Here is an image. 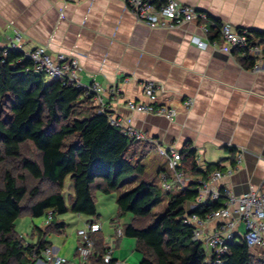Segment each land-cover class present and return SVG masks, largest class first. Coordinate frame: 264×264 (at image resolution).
I'll return each instance as SVG.
<instances>
[{
    "label": "crops",
    "instance_id": "0c3cea01",
    "mask_svg": "<svg viewBox=\"0 0 264 264\" xmlns=\"http://www.w3.org/2000/svg\"><path fill=\"white\" fill-rule=\"evenodd\" d=\"M180 1L262 38L255 31L264 32V0ZM194 33H199L195 23L175 29L150 27L123 0H0V47L16 41L25 53L45 46L54 56L63 53L75 59L81 81L98 83L104 89V108L110 114L141 129L157 145L181 149L191 142L203 168L219 163L223 172L233 169L231 175L225 173L217 180L230 194L260 188L264 180V68L253 71L244 65L240 53L221 50L226 44L219 36L215 46L200 48L190 40ZM148 81L158 85V101L177 110L173 119L126 105L128 100H147L143 84ZM186 99L192 101L189 108L184 105ZM157 174L161 180L164 173ZM167 179L174 192L177 186L172 175ZM120 223L117 229L122 228ZM222 223L201 224V236L224 233ZM244 231V223L238 222L235 237L239 239ZM52 234V238L47 236L49 246L65 255L69 244L65 230ZM35 240L36 235L31 241ZM134 240L115 230L113 257L131 261L135 249L130 254H117L116 249L121 243L134 247ZM60 242L61 247L54 245ZM78 243V238L75 244L70 242L75 245L74 262L81 264ZM35 264L47 262L42 255Z\"/></svg>",
    "mask_w": 264,
    "mask_h": 264
},
{
    "label": "trees",
    "instance_id": "16d2710c",
    "mask_svg": "<svg viewBox=\"0 0 264 264\" xmlns=\"http://www.w3.org/2000/svg\"><path fill=\"white\" fill-rule=\"evenodd\" d=\"M220 24L209 16L211 39L219 36ZM255 33L264 38V32ZM242 61L250 67L254 58L243 56ZM32 66L21 49L0 47V264H35L51 244L47 236L65 230L66 222L57 220V214L71 210L98 222L96 192L109 194L134 181L116 201L120 216L133 215L121 229L123 235L136 239L140 264H208L203 241L193 239V225L184 217L189 213L205 218L224 206L227 195L220 187L217 199L188 208L198 196L199 180L223 170L221 165L201 167L197 150L187 141L179 150V169L188 177L184 188L176 183L173 192L163 189L160 182L136 181L137 175L146 172L150 152L158 153L157 144L137 140L112 124L110 112L99 111L84 88L62 78L48 79ZM163 166L158 173L170 175ZM67 177L73 188L69 202L64 193ZM44 183L49 189H41ZM164 193L166 205L156 212ZM49 210L52 220L32 230L35 241L16 230V220L24 212L34 217ZM112 222L118 223L119 218ZM100 232L92 234L94 247L81 264L104 263L107 244ZM226 245L221 264H264V251L252 250L243 236H234Z\"/></svg>",
    "mask_w": 264,
    "mask_h": 264
},
{
    "label": "built area",
    "instance_id": "2783aa9c",
    "mask_svg": "<svg viewBox=\"0 0 264 264\" xmlns=\"http://www.w3.org/2000/svg\"><path fill=\"white\" fill-rule=\"evenodd\" d=\"M136 18L150 26L175 29L188 23H195L199 33L190 36V40L198 47L206 49L209 46H215L216 40L210 38L209 15L207 12L198 9L196 6L180 0H123ZM219 38L226 46L219 47L223 51H236L243 56L254 58V63L250 66L253 71H259L264 68V38L254 37L247 28L235 27L229 22H221L219 27ZM16 40H20L19 34ZM4 48H18L16 41H13ZM26 56L33 62V70L37 73H44L48 79L62 78L63 80L74 84V86L85 89V95L92 96L99 111H105V100L103 97L104 89L98 83L84 84L79 75V65L75 59H69L65 54L59 53L52 55L45 46H37L26 53ZM159 87L152 81L143 84V93L147 97L144 101L128 100L126 105L135 111L146 113H156L168 119H173L177 110L168 107L158 101ZM192 104L191 99H186L184 105L189 108ZM110 122L122 128L124 133L137 139L148 140V136L135 126L124 123L122 119L109 114ZM158 153L166 159L167 168L171 172L173 181L178 183L179 187L184 188L188 177L179 169L180 149L177 147L157 145ZM201 157L197 156V162L200 165ZM231 175L233 169L226 172L216 169L206 179H200L198 185V196L196 201L189 205V209H194L198 204L207 201L208 198L217 199L221 195L220 186L217 180L224 174ZM163 189L168 190L171 184L167 176L163 174L160 181ZM227 195L224 206L208 213L205 218H200L197 214H186L184 221L193 225V239L201 240L206 244L208 253L206 261L208 264H221L222 257L227 251L226 241L235 236V227L238 222H243L245 231L243 237L246 244L251 248H259L264 251V180L257 189L245 191L239 195L230 194L225 189ZM234 215L236 216L234 218ZM46 224L53 218V211L49 210L46 214ZM223 221L221 228L224 233L215 231L214 233L202 234L200 225L211 221ZM101 229L100 223L89 221L85 228L77 230L80 236V243L77 247L78 256L81 260H87L94 247L92 234ZM117 234H122V229H117ZM113 245L107 246L103 264H132L127 259L113 257ZM43 259L48 264H64L68 259L58 255L54 249L49 246L43 252Z\"/></svg>",
    "mask_w": 264,
    "mask_h": 264
},
{
    "label": "rangeland",
    "instance_id": "374dc122",
    "mask_svg": "<svg viewBox=\"0 0 264 264\" xmlns=\"http://www.w3.org/2000/svg\"><path fill=\"white\" fill-rule=\"evenodd\" d=\"M147 163H148V166H147L146 172L142 175H137L135 177L136 181L149 180V181H155L159 183L160 178L158 177V174H157L158 167L161 165V163H163L164 165L163 167L167 168V162H165L164 157L160 156L157 153V151L152 150V152H150L149 157L147 158ZM169 173L171 172L169 171ZM134 183L135 181L133 183H129L127 186H122L118 188L116 191L109 193V194L103 193L101 191L96 192V206H97V212H98L97 220L101 223L100 233L103 235L105 244H107L108 242L110 243V244H107V246H111L112 235L115 233V230H117V227H116L117 224L112 222V219L119 218L118 223H120L121 221L127 222L128 220L132 219V218L131 219L129 218L133 216L132 213L130 212H126L127 214L124 213L122 216H120L116 199L121 192L125 191L127 188L132 187ZM47 188L49 189V185L47 183H44L43 185H41L42 190H45ZM72 192H73L72 180L70 179V177H67L65 181V186H64V193H65V196L68 202H69L68 196ZM165 205H166V194L164 193V200L160 205H158L155 208V211L156 212L161 211L165 207ZM87 218H89L87 215L84 214V215L78 216V214H76L75 212L71 210L56 215L57 220H63L64 222L67 223V226L65 228V235H66V239H69V244H67L65 247L66 254L61 255V256L70 260L69 264H74V263L76 264V262H74L75 257H74V247H73L75 245L72 246L70 242L75 244V242H77V238L80 240V236L78 235L77 230L80 229L79 228L80 226H82L81 228H85L88 225L89 220H86ZM46 219H47L46 215L33 217L30 214L24 212L16 220V223H15L16 230L24 238L30 241L33 239L32 230L34 226L35 225H38L41 227L45 226ZM122 222L120 224L123 227L125 225L124 224L125 222L123 223ZM50 237L51 238L53 237L52 233ZM125 237L127 236L125 235ZM129 239H131L135 243L134 238L129 237ZM54 245L61 247L63 244L60 242V244L55 243ZM203 245L205 247V242H203ZM133 249H135L134 252L136 253L137 257L129 256L131 260L130 262L132 264H140L142 255L138 250H136L135 246L132 247L131 245H124L123 243H121L120 246L116 249L117 250L116 252L117 254H119L120 252L122 254H125V253L130 254Z\"/></svg>",
    "mask_w": 264,
    "mask_h": 264
}]
</instances>
